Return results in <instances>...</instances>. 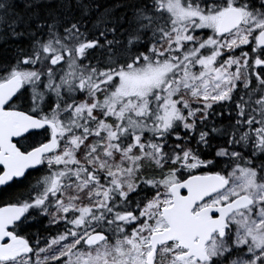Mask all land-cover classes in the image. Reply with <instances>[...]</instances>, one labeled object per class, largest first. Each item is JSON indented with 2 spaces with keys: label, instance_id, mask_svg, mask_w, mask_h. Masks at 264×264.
Returning <instances> with one entry per match:
<instances>
[{
  "label": "snow or ice",
  "instance_id": "1",
  "mask_svg": "<svg viewBox=\"0 0 264 264\" xmlns=\"http://www.w3.org/2000/svg\"><path fill=\"white\" fill-rule=\"evenodd\" d=\"M0 264H264V0H0Z\"/></svg>",
  "mask_w": 264,
  "mask_h": 264
}]
</instances>
